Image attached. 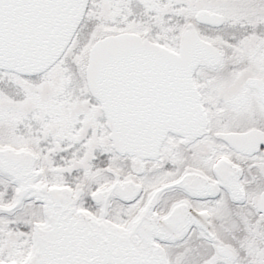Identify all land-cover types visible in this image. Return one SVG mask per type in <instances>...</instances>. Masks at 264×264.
<instances>
[{
	"label": "snow or ice",
	"instance_id": "snow-or-ice-1",
	"mask_svg": "<svg viewBox=\"0 0 264 264\" xmlns=\"http://www.w3.org/2000/svg\"><path fill=\"white\" fill-rule=\"evenodd\" d=\"M0 264H264V0H0Z\"/></svg>",
	"mask_w": 264,
	"mask_h": 264
}]
</instances>
